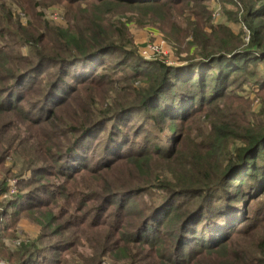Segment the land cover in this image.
Wrapping results in <instances>:
<instances>
[{
  "label": "trees",
  "instance_id": "obj_1",
  "mask_svg": "<svg viewBox=\"0 0 264 264\" xmlns=\"http://www.w3.org/2000/svg\"><path fill=\"white\" fill-rule=\"evenodd\" d=\"M12 1V5L38 2ZM65 1L69 9L90 4ZM94 2L133 9L149 18L160 11L175 26L186 24L190 57L178 66L164 61L145 66L135 61L131 76L146 84L139 99L124 98L114 104L116 109H106L105 98L99 102L97 94H87L64 114L76 96L109 78L106 54L126 52L119 68L128 63V55H136L127 54V23L113 14L86 11L79 17L81 24L75 25L70 23L69 10L67 26H56L47 18L31 26L34 32L43 29L35 39L18 18L14 20L12 6L0 0V42L4 43L0 44V155L11 156L15 165H21L13 175L24 187L5 197L0 215L9 216L13 223L22 212L33 211L45 232L13 248L6 246V235H0V256L11 264H106L107 260L111 264H264V242L252 250L233 244L236 236L258 228L264 220L263 200L246 210L238 208L247 197L264 195V166L259 165L264 159V122L237 134L225 114L240 107L237 101L228 104L233 91L226 88L241 80L258 85L264 105L260 64L264 62V0H236L248 28L247 42L225 25L214 28L208 20V0ZM180 7L190 11L178 16L171 11ZM208 28L213 29L208 32ZM17 38L27 40L28 51L17 50ZM222 104L223 111L219 110ZM134 111L154 124L184 123L206 112L210 131L187 158L172 159L173 146L166 145L161 127L150 123L146 129L139 124L136 136L140 138L141 130L146 135L133 148L129 134L109 122ZM101 125L111 128L95 151L91 137ZM26 129L35 141L24 133ZM160 133L164 143L157 142ZM230 139L239 140L240 146L225 163L222 157L230 150ZM154 159L160 165L170 164L162 173H145ZM30 174V179H24ZM247 175L260 179L251 192L246 190L251 179ZM233 176L240 182L241 199L220 193ZM11 180L0 181V194L9 193ZM233 201L235 209H231ZM10 225L4 221L0 228ZM49 235L59 239L45 245Z\"/></svg>",
  "mask_w": 264,
  "mask_h": 264
},
{
  "label": "rangeland",
  "instance_id": "obj_2",
  "mask_svg": "<svg viewBox=\"0 0 264 264\" xmlns=\"http://www.w3.org/2000/svg\"><path fill=\"white\" fill-rule=\"evenodd\" d=\"M5 1H7L9 7L11 5V8L15 11L14 20L18 18L17 21H19L21 25L24 26L23 28H26L27 31L33 36H38V34L43 31V29H41L40 32H34L31 26L37 25V21H40V19L43 18H47L52 24L56 26H67L69 24V20H67L66 14L69 10L71 12L70 23L75 25L81 24L79 17L86 11H92L94 13H107V16L113 14L115 15V18L122 19L121 22H124L125 24L127 23L129 29L127 54L133 53L136 55L134 57H130L128 55V63L119 68V63L122 61V59H124L126 52L112 51L106 54L105 65L110 67L107 71L110 73L109 78L102 80L98 84L95 83L94 85L90 86L88 93H83L80 97L76 96L73 103H71L69 107L64 110V114L68 112L69 109L77 107L81 99H84L83 97H85L87 94H97L95 98L96 101L99 102H102L99 99L100 97L105 98L107 102H105L106 105L104 108L106 109L108 107L109 109H116L117 107L114 106V104L119 102V100L122 101L124 98L129 101L139 99L140 95L142 94V88L146 87V84L145 81H139V79H135L131 76L134 71L133 65L135 64V61H137V63L144 64L145 66L146 62H150V65H152L153 63L159 61H164L171 66H178L182 65L190 57L188 56L190 42L186 36V32L184 31L188 26L183 23H180L179 26H175L173 23L169 22L168 17L163 18V13L160 11L154 12V16L149 18L143 12L135 13V10L133 9H127V11H125L115 4L105 5L100 4L99 2H94V0H86L88 3H90L89 5L83 1L84 3L82 6L77 5L72 9H69L65 0H36L38 2H27L23 5H12L14 3L12 0ZM207 4L209 5L210 10L208 20H211L210 23L215 26L214 28L219 25H225L247 42L249 35L248 28L242 22L243 13L240 10L239 5L236 3V0H208ZM172 10L173 13L178 16L179 14H182L183 11L188 13L190 8H171V11ZM142 20H144L143 24L139 25L138 21L142 22ZM150 21H158V23L152 24ZM212 29L213 28H208L207 31L210 32ZM34 38L36 39L35 36ZM8 40L10 41L9 44L13 47L14 43L12 40ZM17 40L19 42L15 45L17 50L19 49L20 51H24V53L28 51L29 45L26 46L27 40L24 41L20 38H17ZM28 41L30 40L28 39ZM2 43L0 42V44ZM2 45H4V43ZM260 64L262 68L261 70H263L261 73H264V62ZM116 69H122V71H120L118 74L117 72L114 73ZM98 72H100V69ZM69 81L74 82L72 79H69ZM241 81L232 86H229L230 84H228L226 88V91H230L231 89L233 91V95H230L231 98L228 100V104L230 105L232 102L237 101L236 104L240 105L238 109L235 107L231 110H225V114L227 116L226 121L230 123L231 128L237 134H245L249 129L253 128L254 126L261 125V123L264 122V105H262L260 92H258V85L252 82L242 83ZM138 91H140V94L137 96L136 92ZM175 93L177 94V91H175ZM225 107L226 106L222 104L219 110L223 111ZM212 112L215 113V109L212 110ZM208 120L209 115L206 112H200L199 114L193 115L184 123L169 122L164 124L159 122L154 124V122L150 118L147 119V117L142 112L134 111L132 113L126 114L121 119H115L109 122L114 123L112 127H114V125L120 126L121 130H124L125 133L129 134L131 139V147L133 148L136 147V144L139 141H142L144 139V135H146L145 132L141 130L139 131L140 138L136 136V132L134 131H136V128L139 124H141L142 127L146 129H150L151 124L154 126V128L161 127L163 131H165V137L167 138L165 142L166 145L173 146L172 149L174 150L171 153L172 159L176 158L178 160H183L187 158L189 152L192 149H196L194 147L196 144L202 141L203 134L205 132L208 133V130L210 131ZM110 125H101L96 129V133H93L91 140L95 146V151L99 149L96 147V145H98L99 141L102 142V139L105 135L104 132L111 128ZM173 128H175V131L170 132ZM24 133L27 134L31 141L36 140L31 130L26 129ZM117 134L118 133L116 132L114 135ZM162 135H164V133L159 134L157 142L159 137H162ZM155 137L156 136H154L153 132L150 138L153 140ZM58 140L60 142L62 141L61 138H58ZM163 141V139L159 140V142L164 143ZM227 143L230 150L225 151L222 157L225 163L228 161H226L227 155L231 156V152L240 146L239 140L235 139H230L227 141ZM97 159L100 160V157ZM260 163L264 166V159L261 160V162L259 161V165ZM169 164L170 163L167 162L166 164L164 163L163 165H160L154 159V161L151 163L150 169H147L145 173L149 174L153 172V170L154 173H162L164 168ZM20 169L21 165L19 163L15 165V162L11 156L0 155V181L3 180L4 177L13 179L11 182H9V193L0 194V211L4 206V201L8 200L5 198L6 196L11 197L12 195L18 193V189L21 190V188H24L22 184L18 183L19 181L17 178L16 180L14 179L15 175H13L14 173L20 171ZM9 170H11L12 173L9 172ZM137 171L140 172L139 170ZM129 172L133 173V170L131 169ZM239 173L240 171L237 172L236 176ZM189 175L192 174L189 173ZM187 176L181 175L182 178H186ZM31 177L32 174L25 176L24 179H30ZM244 177L251 178L248 180L247 186L242 184L244 187L246 186V190L251 192L257 188V183L260 182V179H253L255 176L251 175ZM56 179L57 177L51 178L50 181L55 182ZM239 183L240 182H238L237 179H234L233 176L232 180H230L228 183H225L221 187L220 193L224 198L230 196H236L240 199L243 198L238 192V187L241 186ZM259 195L260 194L256 193L253 196L247 197L239 204L238 208L246 210L249 207H255L256 205L261 204V202L259 203L260 200H263L264 204V195ZM179 198L180 196H178V199ZM144 199L148 200L149 197H145ZM236 205V202L233 201L231 209H235V207H237ZM2 215H0V225H3L4 221H10L12 224L9 226V229L3 230V228H0V235H6L5 237H7L5 238L6 246L11 248L17 247L22 242L35 240L41 235V233H45L37 222V215L33 214V211L22 212L19 220L13 223L11 221L12 218ZM258 224H261L258 228L236 236L233 240L234 247H248L250 250L254 249L255 247H259L264 242V220ZM67 225V223L63 224L64 227ZM51 232L52 229L46 231L47 234H50ZM57 239H59V237H53L51 235L45 236V245L56 242ZM0 261L6 264H11L6 260V258H4V256H0ZM105 263L111 264V262L108 260L105 261Z\"/></svg>",
  "mask_w": 264,
  "mask_h": 264
},
{
  "label": "built area",
  "instance_id": "obj_3",
  "mask_svg": "<svg viewBox=\"0 0 264 264\" xmlns=\"http://www.w3.org/2000/svg\"><path fill=\"white\" fill-rule=\"evenodd\" d=\"M0 264H6V263H4V262L0 261Z\"/></svg>",
  "mask_w": 264,
  "mask_h": 264
}]
</instances>
